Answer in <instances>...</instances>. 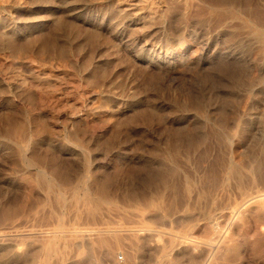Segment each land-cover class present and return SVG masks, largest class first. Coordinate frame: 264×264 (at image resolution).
I'll list each match as a JSON object with an SVG mask.
<instances>
[{
  "label": "rangeland",
  "instance_id": "374dc122",
  "mask_svg": "<svg viewBox=\"0 0 264 264\" xmlns=\"http://www.w3.org/2000/svg\"><path fill=\"white\" fill-rule=\"evenodd\" d=\"M263 194L264 0H0V264H264Z\"/></svg>",
  "mask_w": 264,
  "mask_h": 264
},
{
  "label": "bare ground",
  "instance_id": "6f19581e",
  "mask_svg": "<svg viewBox=\"0 0 264 264\" xmlns=\"http://www.w3.org/2000/svg\"><path fill=\"white\" fill-rule=\"evenodd\" d=\"M131 3H134V2H131ZM131 3H130V4H131ZM132 6H133V5H132ZM134 7H135V6H134ZM135 10H136V9H135ZM132 11H133V13H134V9H133ZM132 11H131V12H132ZM138 12H139V11H138ZM135 13H136V12H135ZM139 13H140V12H139ZM140 14H141V13H140ZM140 14H136V15H137V22H138V20L142 19V18H141L142 15H140ZM131 15H132V13H131ZM135 20H136V19H135ZM140 23H141V22H140ZM39 74H40V73H39ZM43 74H44V73H43ZM15 75H16V74H15ZM22 75H23V74H22ZM18 76H19V75H18ZM20 76H21V75H20ZM45 76H46V75H45ZM52 76H53V75H52ZM56 76H57V75H56ZM12 77H13V76H12ZM21 77H22V76H21ZM21 77H20V78H21ZM24 77H25V76H24ZM24 77H23V78H24ZM40 77H41V76H40ZM40 77H39V78H40ZM57 77H58V76H57ZM60 77H61V76H60ZM14 78L17 79V77H15V76H14ZM14 78H13V79H14ZM25 78H26V77H25ZM25 78H24V79H25ZM39 78H38V79H36V78L25 79L26 81H25V80H24V81H25V83H28V85L33 86V87H35L36 89H37V88H40V89H41V87H43V84H46V83L43 82L44 80L39 79ZM54 78H55V77H54ZM11 79H12V78H11ZM20 80H22V79H20ZM10 81H11V80H10ZM15 81H17V80H15ZM18 81H19V80H18ZM18 81H17V82H18ZM22 82H23V81H22ZM45 82H46V81H45ZM70 82H71V81H70ZM19 83H20V81H19ZM10 84H11V83H10ZM48 84H49V83H48ZM48 84H47V85H48ZM17 85H18V84H17ZM26 85H27V84H26ZM49 85H51V84H49ZM45 87H46V86H45ZM52 87H53V86H52ZM29 88H30V87H29ZM19 89H20V88H19ZM40 89H39V90H40ZM46 89H47V88H46ZM17 90H18V89H17ZM32 90H34V89H32ZM42 90H43V89H42ZM34 92H35V91H34ZM44 92H45V90H44ZM86 92H87V91H86ZM51 93H52V91H51ZM90 94H91V93H90ZM19 95H21V93H19ZM35 95L38 96L37 94H35ZM65 95H66V94H65ZM87 95H88V94H87ZM44 96H45V95H44ZM48 96H49V95H48ZM20 98H21V97H20ZM38 98H39V97H37V99H38ZM54 98H55V97L53 96V97H52V100H53V102H54V105H58V103L56 102V100H57L58 98H57V99H54ZM41 99H43V98H41ZM45 99H46V98H45ZM39 100H40V98H39ZM39 100H37V102H40ZM47 100H48V99H47ZM49 100H50V99H49ZM60 100H61V99H59L58 101H60ZM42 103H43V102H42ZM56 103H57V104H56ZM39 104H40V103H39ZM50 104H51V100H50ZM50 104H49V106H50ZM63 104H64V103H63ZM68 104H69V103H68ZM37 105H38V103H37ZM72 106H74V105L72 104ZM45 107H46V106H45ZM77 107H78V106H77ZM34 108H35V107H34ZM40 108H41V107H40ZM35 109H36V108H35ZM51 109H52V108H51ZM75 109H76V108H75ZM37 110H38V109H37ZM59 110H60V109H59ZM71 112H72V111H71ZM78 112H80V111H78ZM69 113H70V112H69ZM80 113H81V112H80ZM85 114H86V113H85ZM70 115H72V114H70ZM73 115H75V114H73ZM67 116H68V115H67ZM84 117H85V116H84ZM68 119L71 120V119H72V116L68 117ZM86 119H88V118H86ZM69 120H68V121H69ZM49 121H50V120H49ZM76 121H77V120H76ZM80 122H81V121H80ZM70 123H71V122H70ZM72 124H73V123H72ZM59 125H60V124H59ZM31 135H32V134H31ZM28 136H29V134H28ZM22 137H23V136H22ZM25 137H26V136H24V138H25ZM24 138H23V141H24ZM20 142H21V141H20ZM19 148H20V147H19ZM263 195H264V194H263ZM263 195H262V196H263ZM258 197H259V196H258ZM5 235H6V234H4V233L1 232V233H0V240H2L1 238H5ZM6 240H7V239H6Z\"/></svg>",
  "mask_w": 264,
  "mask_h": 264
},
{
  "label": "built area",
  "instance_id": "2783aa9c",
  "mask_svg": "<svg viewBox=\"0 0 264 264\" xmlns=\"http://www.w3.org/2000/svg\"><path fill=\"white\" fill-rule=\"evenodd\" d=\"M121 258H122V256L120 255V256H119V259H121Z\"/></svg>",
  "mask_w": 264,
  "mask_h": 264
}]
</instances>
